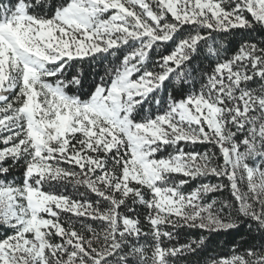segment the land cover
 <instances>
[{"label": "snow or ice", "instance_id": "6c2138e0", "mask_svg": "<svg viewBox=\"0 0 264 264\" xmlns=\"http://www.w3.org/2000/svg\"><path fill=\"white\" fill-rule=\"evenodd\" d=\"M233 232L205 264H264V0H0V264Z\"/></svg>", "mask_w": 264, "mask_h": 264}, {"label": "trees", "instance_id": "16d2710c", "mask_svg": "<svg viewBox=\"0 0 264 264\" xmlns=\"http://www.w3.org/2000/svg\"><path fill=\"white\" fill-rule=\"evenodd\" d=\"M199 150H203L202 146ZM227 195V194H225ZM208 240V253L200 260V264H205L208 256L226 251L227 247L233 240H239V234L233 233H219V234H205ZM193 264H196V260H193Z\"/></svg>", "mask_w": 264, "mask_h": 264}]
</instances>
